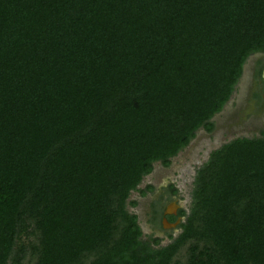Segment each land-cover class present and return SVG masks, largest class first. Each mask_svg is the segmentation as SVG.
Instances as JSON below:
<instances>
[{
  "label": "trees",
  "instance_id": "16d2710c",
  "mask_svg": "<svg viewBox=\"0 0 264 264\" xmlns=\"http://www.w3.org/2000/svg\"><path fill=\"white\" fill-rule=\"evenodd\" d=\"M257 53L264 0H0V264H264V135L208 154L167 244L126 210Z\"/></svg>",
  "mask_w": 264,
  "mask_h": 264
},
{
  "label": "rangeland",
  "instance_id": "374dc122",
  "mask_svg": "<svg viewBox=\"0 0 264 264\" xmlns=\"http://www.w3.org/2000/svg\"><path fill=\"white\" fill-rule=\"evenodd\" d=\"M263 67L264 54L250 55L242 67L229 100L212 117V131L207 133L201 128L198 129L188 145L169 160L167 167L154 163L151 172L137 186L139 190L146 185L152 187L145 196L140 197L137 192L129 194L127 202L135 201L136 204L134 207L127 205L126 210L136 216L143 238L151 236L160 239V246L167 244L168 231L160 229L158 218L151 214V210L158 212L167 201H173L186 214L191 201L194 173L206 161L208 154L234 138L258 137V130L264 131V115L258 111V96L264 92L259 80ZM169 185L176 190L175 194L171 193ZM179 231L170 232L171 236H176Z\"/></svg>",
  "mask_w": 264,
  "mask_h": 264
},
{
  "label": "flooded vegetation",
  "instance_id": "af4514ba",
  "mask_svg": "<svg viewBox=\"0 0 264 264\" xmlns=\"http://www.w3.org/2000/svg\"><path fill=\"white\" fill-rule=\"evenodd\" d=\"M264 69V67H263ZM262 69V70H263ZM262 70L260 71L259 73V80L261 81V88L262 90L264 91V84L262 83V80H261V72ZM259 100H260V108H258V111L260 113H263L264 115V92L260 94V96H258ZM259 104V103H258ZM259 133V136L260 135H264V131L262 129H259L258 132ZM148 186V185H146ZM145 186V187H146ZM150 186V185H149ZM170 186V185H169ZM168 186V187H169ZM172 186V185H171ZM144 187V189H145ZM151 187V186H150ZM152 188V187H151ZM170 190V189H169ZM147 192H145L146 194ZM172 193V192H171ZM144 194V196H145ZM173 194V193H172ZM154 206L152 205V208ZM156 210L152 209L151 210V214L152 215H156L157 218H158V223H159V227L161 230L163 231H168L167 235H170L171 236V233L172 231H176V230H180L179 229V226L180 224L183 222L184 220V217L180 215V211H183L182 209H180L177 204L173 201H167L162 208L159 209L158 212H155ZM184 212V211H183ZM185 213V212H184ZM155 216V217H156ZM164 221L166 223H164ZM155 238V237H154ZM159 239V238H158Z\"/></svg>",
  "mask_w": 264,
  "mask_h": 264
},
{
  "label": "water",
  "instance_id": "95a60500",
  "mask_svg": "<svg viewBox=\"0 0 264 264\" xmlns=\"http://www.w3.org/2000/svg\"><path fill=\"white\" fill-rule=\"evenodd\" d=\"M261 80H262V82L264 84V69L261 72ZM164 223H166V222L164 221Z\"/></svg>",
  "mask_w": 264,
  "mask_h": 264
}]
</instances>
